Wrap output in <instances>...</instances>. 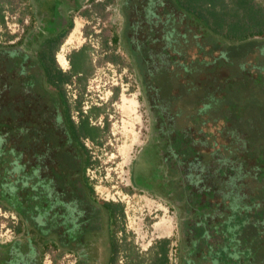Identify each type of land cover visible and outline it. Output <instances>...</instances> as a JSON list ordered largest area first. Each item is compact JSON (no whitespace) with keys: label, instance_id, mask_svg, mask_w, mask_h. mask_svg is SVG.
<instances>
[{"label":"flooded vegetation","instance_id":"1","mask_svg":"<svg viewBox=\"0 0 264 264\" xmlns=\"http://www.w3.org/2000/svg\"><path fill=\"white\" fill-rule=\"evenodd\" d=\"M80 1L29 0L22 33L0 41V106L27 102L38 108L27 118L40 127L33 140L23 134L28 146L9 152L0 181V210L12 218L10 233L0 234V264H44L60 248L72 264H133L132 256L152 264L162 239L140 247L126 236L123 203L99 196L87 173L86 144L95 142L69 132L59 92L37 59L52 39L56 64L71 71V55L85 46L65 56L67 70L57 53L74 29L73 13L89 8ZM250 2L264 16V0ZM118 5L122 32L111 41H122L130 57L148 120L129 180L135 192L176 208L168 263L264 264V30L221 31L176 0ZM58 8L61 20L51 23ZM76 112L71 119L81 127ZM93 115L90 124L99 126Z\"/></svg>","mask_w":264,"mask_h":264},{"label":"rangeland","instance_id":"2","mask_svg":"<svg viewBox=\"0 0 264 264\" xmlns=\"http://www.w3.org/2000/svg\"><path fill=\"white\" fill-rule=\"evenodd\" d=\"M102 1H80L89 8L82 12L84 6L81 11L73 13L74 29L61 45L57 59L59 61L60 56L66 59L71 50L82 45L86 47L89 57L87 74L82 80L65 84V92L75 120L79 118L75 103H80L82 110L88 113L94 106L99 109L98 115L92 114V121L103 130L97 143L86 144L92 160L87 173L93 178L99 196L123 203L126 236L138 246L147 247L158 238L175 239L176 208L131 188L129 166L136 148L142 145L146 136L147 112L140 80L122 41L120 44L111 41L113 34L122 32L123 18L118 9L120 0ZM199 2L207 9L217 7L214 0ZM28 3L29 0H0L4 16V22L0 24V41L8 42L12 35L22 33L31 16ZM62 13L58 8L50 22H59ZM51 28L52 24L47 26L48 30ZM59 64L66 70L69 67L67 59ZM11 221L10 214L0 210V234L10 233ZM72 259L61 248L49 251L43 258L44 264H72Z\"/></svg>","mask_w":264,"mask_h":264},{"label":"trees","instance_id":"3","mask_svg":"<svg viewBox=\"0 0 264 264\" xmlns=\"http://www.w3.org/2000/svg\"><path fill=\"white\" fill-rule=\"evenodd\" d=\"M222 0H214L217 4L214 9H207L200 4L199 0H176L178 4H184L190 12L195 14H201L205 16L207 20H215L219 22V30L224 31L225 28L233 31V34L246 31L248 34L255 33L256 30H264V25L259 24V22L254 25L257 20H264V16L260 15L259 9L255 7V4L250 2V0H230L227 3ZM212 18V19H211ZM4 22V16L0 8V24ZM224 22L229 25L224 26ZM259 26V27H257ZM242 37V36H240ZM54 40V39H53ZM52 39L46 40L43 47L38 51L37 59L43 69L45 79L49 86H54L59 92L60 103L62 107V116L66 120V125L71 134L76 137L83 136L89 137L93 142L97 143L100 139L101 130L99 126H94L90 124L89 116L91 114L98 115V107H93L90 109L89 114H84L80 103H78V111L80 116L83 117L82 125L79 127L71 119V108L67 99L65 98V84L70 82L71 76L84 73L87 74L88 65L87 62L89 57L86 53V47H82L80 50L75 51L71 57V71L69 73L63 72L56 64L55 57L53 55V45ZM59 62V61H58ZM85 76L80 75L79 80L84 79ZM64 85V87H63ZM16 103H6L0 106V181L6 174L4 172L7 165V161L10 159L9 152L19 153L27 144V140L35 139V136L39 134L40 127L38 126V121L34 116L28 119V115H33L35 109L38 108L30 106L27 102L15 100ZM80 101V100H79ZM41 108V107H40ZM42 110V108H41ZM63 118V119H64ZM23 134L28 137L25 141ZM83 148V146H82ZM90 155L86 157V164H91ZM10 164V163H8ZM114 249V248H113ZM170 249V239L162 238L154 242L152 248V254L148 259L152 264H169L168 263V250ZM114 257L113 255L111 256ZM130 258V262L133 264H139L141 262V257H137L139 261L136 263Z\"/></svg>","mask_w":264,"mask_h":264},{"label":"bare ground","instance_id":"4","mask_svg":"<svg viewBox=\"0 0 264 264\" xmlns=\"http://www.w3.org/2000/svg\"><path fill=\"white\" fill-rule=\"evenodd\" d=\"M59 56H60V55H59ZM59 56H58V57H59ZM65 61H66V59L64 58V56H60V57H59V62H60V63L63 64Z\"/></svg>","mask_w":264,"mask_h":264}]
</instances>
